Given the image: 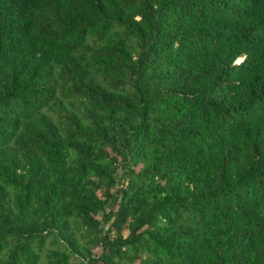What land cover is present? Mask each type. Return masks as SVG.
I'll return each mask as SVG.
<instances>
[{
  "label": "trees",
  "instance_id": "16d2710c",
  "mask_svg": "<svg viewBox=\"0 0 264 264\" xmlns=\"http://www.w3.org/2000/svg\"><path fill=\"white\" fill-rule=\"evenodd\" d=\"M0 264H264V0H0Z\"/></svg>",
  "mask_w": 264,
  "mask_h": 264
},
{
  "label": "rangeland",
  "instance_id": "374dc122",
  "mask_svg": "<svg viewBox=\"0 0 264 264\" xmlns=\"http://www.w3.org/2000/svg\"><path fill=\"white\" fill-rule=\"evenodd\" d=\"M118 179H120L121 180V182H124L123 181V173L120 171V173H119V177H118ZM108 228H109V226H107L106 228H105V232L108 230Z\"/></svg>",
  "mask_w": 264,
  "mask_h": 264
}]
</instances>
